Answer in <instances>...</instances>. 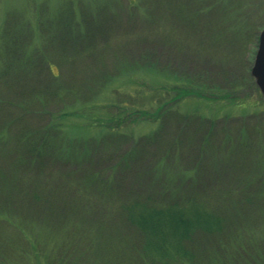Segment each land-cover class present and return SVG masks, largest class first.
<instances>
[{
	"label": "rangeland",
	"instance_id": "obj_1",
	"mask_svg": "<svg viewBox=\"0 0 264 264\" xmlns=\"http://www.w3.org/2000/svg\"><path fill=\"white\" fill-rule=\"evenodd\" d=\"M139 10L149 20H143ZM93 19L96 31L93 46L85 41L78 47H72L73 41L66 42L64 49L61 46L63 43L59 45L57 38L62 35L65 26L68 27L69 21H72L71 26L77 25L81 27V32L88 33L89 29L93 30L90 27ZM263 29L264 0H0V138L10 129L14 135H20L43 123L36 113H42L44 108L36 106L35 100L58 87L50 77L51 73L63 76L62 85L59 86L62 99H55L49 109L50 112H55L58 127L55 133L68 134L69 138L89 136L92 140L98 136V131L91 128L90 122H84L89 120L87 115L92 113L81 106L82 103H100L108 110L111 107L109 105L115 103L116 95L122 99L135 95V82L132 83L131 80H136L142 64L166 69L168 75L190 74L205 84L225 89L234 99L220 98L221 94L216 92V101L193 97L184 101L181 111L195 112L197 119H192L194 121L187 124L169 119L160 138L150 143L148 152L143 157L144 162L140 165L141 169L136 168L131 178L146 185L149 178L143 173L142 165L149 162L152 165L160 156V150L167 148L168 144L172 145L175 140L185 147L182 165L187 169L194 167L198 163L203 145L201 143L212 131L209 133L211 145L206 152L210 159L204 163L211 172V184L209 188L206 186V191L209 192L210 199L215 197L217 201H224L222 197L225 194L219 193L231 181L232 176L226 175L222 179L217 175L237 170L241 172L239 180L246 179L244 183H248L250 178L255 177L252 176L254 172L264 168L261 155L264 148L261 145V139L264 138V104L257 100L256 90L247 84L249 78L254 81L251 69ZM5 51L9 52L4 54ZM48 53L53 55L51 66L38 64L41 54ZM28 57H31V63L34 61L31 67L34 71L28 77L15 76L13 69L4 73V65L20 66V60L26 61ZM132 73L135 74L129 76ZM142 77L140 75L138 78ZM147 82L152 81L147 78ZM93 86L98 88L99 94L91 97L89 89H93ZM260 97L264 102L261 94ZM80 112H85L86 116L82 117ZM62 113H68V116L60 117ZM204 117L218 118L216 128L211 129L209 122H203ZM155 127L142 124L127 128L128 134L124 139L120 137L114 140L117 149L110 151L107 147H101L100 156L88 169L92 170L94 167L106 170L134 146L133 139L144 138ZM241 128L247 129L258 145L251 157H236L245 154L243 148H238L233 155L226 157L228 153L217 149L218 144L224 138L223 135L239 134ZM3 146L0 143V182L3 186L0 185L5 189L9 187L7 190L11 192L0 191V196L11 197L13 200L34 199V182L51 183L48 191L51 190L52 196V190L55 189V204L45 208L47 200L44 199L43 207L49 209L56 220L58 215H71L75 210L72 205L77 201L81 190L77 192L70 185L67 189L66 184L71 182L67 178L72 175L73 179L80 180L82 176L75 175L64 161L59 160L58 163V159L53 160L46 168H43L47 164L45 162L35 168L26 166L20 149L14 151L13 146ZM11 166H16L12 176L11 171L8 174L5 170L6 167L11 170ZM18 177L27 178L23 186L18 184L10 188L8 184L5 185ZM54 182L55 185L52 184ZM215 182L219 185L216 186ZM122 185L126 187L125 184ZM238 197L239 195L232 196L230 206L233 210L246 214V220L241 223L254 228L257 234L263 232L264 191L257 192L243 184L240 199ZM64 200L69 201V204L56 205ZM17 203L21 204L22 201ZM80 211L81 217L83 209ZM54 236L55 233H48L49 239L44 237L38 243L43 256L35 260L32 257H21V264H30L32 260V264H55V255L51 254L50 249L54 248L55 252V247L62 245L63 241H58L56 237L54 239ZM6 237V245L16 248L15 242L20 239L18 231L0 221V243ZM107 242L105 239L101 241L103 250ZM252 243L247 242L249 256L237 258L236 262L228 257L198 255L196 264H209L210 261H215L214 264H264V248L256 247L262 254L255 255L251 252ZM261 243L264 247V240ZM112 245L121 248L125 246H117L115 243ZM23 246L25 244L18 248ZM101 256H76L72 259V264H94L102 260L112 261V264H129L137 260L129 255L112 257L104 253ZM0 264L6 263L0 259Z\"/></svg>",
	"mask_w": 264,
	"mask_h": 264
},
{
	"label": "trees",
	"instance_id": "obj_2",
	"mask_svg": "<svg viewBox=\"0 0 264 264\" xmlns=\"http://www.w3.org/2000/svg\"><path fill=\"white\" fill-rule=\"evenodd\" d=\"M139 14L143 20H149V17L140 10ZM71 24L72 21H69L68 27L65 26L62 35L57 38L59 45L63 43L61 46L64 49L66 42L73 41L72 47L74 45L78 47L85 41L93 46L96 39L95 26H93L95 20L93 19L90 23L93 30L89 29L88 33L81 32V27L71 26ZM52 43L55 46V42ZM51 60L53 55L48 53L41 54L37 62L40 65L45 63L49 67ZM20 61L22 62L20 66L15 67L9 64L8 60L11 69L8 65H4V73L11 72L13 69L14 75L21 78L33 73L34 70L31 67L34 61L31 63V57H28L26 61ZM138 70L136 80H131L132 83L135 82V95H130L127 99L116 95L115 103H111L108 110L99 105L100 103L81 104L92 113L87 115L90 121L86 119L84 122H90L91 128L98 131L95 140L89 136L69 138L68 134L55 133L58 131L55 112H50L49 109L55 99H62L59 86L62 85L63 76L53 73L50 77L58 87L50 94H42L35 100L36 106L44 108L42 113H36L40 115L43 123L38 128L25 130L20 135H14L10 129L1 136L0 143H3V147L13 146L14 151L20 149L26 166L35 168L45 162L47 164L43 168H46L53 160L58 159V163L59 160L64 161L75 175L82 176L80 180L73 179L72 175L67 178L71 181L66 184L67 189L70 185L77 192L81 191L77 201L72 205L75 210L71 215H58L57 220L49 209L48 211L45 209L55 204V189L52 190V196L51 190L48 191L51 183L34 182L32 189L34 199L13 200L11 197L0 196V221H4L17 230L20 236V239L15 242L16 248L6 245L7 237L0 243L2 262L21 264V257H32L35 260L43 256L38 243L44 237L49 239L48 233H55L54 239L56 237L58 241H63L62 245L55 247V252L54 248L50 249L51 254L55 255V264H72V259L76 256L102 257L104 253L112 257L129 255L137 259L129 264H196L198 255L214 258L228 257L229 260L236 262L237 258L249 256L248 241L253 242L251 244L253 254H262L257 251V248H264L261 246L264 231L257 234L254 228L241 223L246 220V214L240 210H233L230 200L233 195H239L237 199H240L243 184H247L257 192L264 191V168L254 172L252 176L255 177L250 178L248 183H244L246 179L239 180L238 176L241 172L237 170H229L217 175L222 179L223 176L231 175L232 179L225 184L224 188L218 187L221 189L219 194H225L222 197L224 201H217L215 197L210 199L206 189L211 184L209 178L211 172L204 163L210 159L206 152L211 145L209 133L212 131L203 139L198 163L194 167L187 169L182 165L185 147L175 140L172 145L168 144L167 148L160 150V156L156 161L151 162L152 165H149L150 162L142 165L143 173L149 178L146 185L143 186L141 181L131 178L136 168L141 169L140 165L144 162L143 157L148 152L150 143L160 138L169 119H174L181 124L197 119L195 112L181 111V104L184 101L192 97L216 101L217 97L214 95L216 92L221 94L220 98L234 99L225 89L212 87L190 74L168 75L166 69L145 66V64L140 65ZM140 75L143 77L138 78ZM147 78L154 82L155 86H152V82H147ZM156 82L159 84L156 85ZM247 84L256 90L257 100L264 104L254 81L249 78ZM89 90L91 97L99 94L95 86ZM80 113L82 117L86 116L85 112ZM67 116L68 113L60 115V117ZM217 119L204 117L202 121L209 122L210 128L213 129L216 128ZM142 124L156 127L144 135V138L133 139L134 146L106 170L94 167L92 170L88 169L100 156L101 147L115 151L117 145L114 140L120 137L124 139L128 134L127 128ZM223 136L217 149L228 153L226 157L233 155L238 148H243L245 154L236 157H251L255 146L258 145L257 140L244 128L240 129L239 134ZM261 142V145H264V138ZM261 155L264 160V148ZM11 168L9 170L6 167L5 170L8 174L11 171L12 176L16 166ZM252 173L253 171L250 172ZM139 178L142 179V177ZM25 179L27 178L18 177L9 180L5 185L8 184L10 188L18 184L23 186L24 181H27ZM52 184L55 185V182ZM214 184L219 185L218 182ZM1 185L0 191L11 192L7 190L9 187L5 189ZM27 189L30 190L29 187ZM44 199L47 200L45 208L43 207ZM18 201L22 203L18 204ZM61 203L69 204V201L64 200L56 205L59 206ZM238 205L242 206L240 203ZM81 209H83V215L80 217ZM103 239L108 241L105 250H103L104 245H101ZM113 243L117 246L122 244L125 246L115 247ZM21 244L25 246L18 248ZM213 262L210 261L209 264H214ZM94 264H112V261L102 260Z\"/></svg>",
	"mask_w": 264,
	"mask_h": 264
},
{
	"label": "water",
	"instance_id": "obj_3",
	"mask_svg": "<svg viewBox=\"0 0 264 264\" xmlns=\"http://www.w3.org/2000/svg\"><path fill=\"white\" fill-rule=\"evenodd\" d=\"M251 76L264 100V29L259 35V43L251 69Z\"/></svg>",
	"mask_w": 264,
	"mask_h": 264
}]
</instances>
